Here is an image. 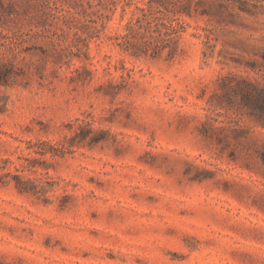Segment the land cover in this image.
<instances>
[{
	"label": "rangeland",
	"instance_id": "obj_1",
	"mask_svg": "<svg viewBox=\"0 0 264 264\" xmlns=\"http://www.w3.org/2000/svg\"><path fill=\"white\" fill-rule=\"evenodd\" d=\"M148 1L0 0V264H264V0Z\"/></svg>",
	"mask_w": 264,
	"mask_h": 264
},
{
	"label": "trees",
	"instance_id": "obj_2",
	"mask_svg": "<svg viewBox=\"0 0 264 264\" xmlns=\"http://www.w3.org/2000/svg\"><path fill=\"white\" fill-rule=\"evenodd\" d=\"M155 0H149L148 4L153 5L155 3ZM183 11H188L189 6H186L185 4L182 5ZM174 53H172L173 55ZM255 95L245 93L244 97L245 99L249 101L256 102L257 104H262L264 102V89L255 88Z\"/></svg>",
	"mask_w": 264,
	"mask_h": 264
}]
</instances>
